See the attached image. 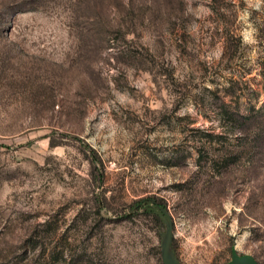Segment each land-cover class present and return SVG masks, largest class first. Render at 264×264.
Listing matches in <instances>:
<instances>
[{
	"label": "rangeland",
	"instance_id": "1",
	"mask_svg": "<svg viewBox=\"0 0 264 264\" xmlns=\"http://www.w3.org/2000/svg\"><path fill=\"white\" fill-rule=\"evenodd\" d=\"M145 197L164 232L125 215ZM246 256L264 264V0H0V264Z\"/></svg>",
	"mask_w": 264,
	"mask_h": 264
},
{
	"label": "trees",
	"instance_id": "2",
	"mask_svg": "<svg viewBox=\"0 0 264 264\" xmlns=\"http://www.w3.org/2000/svg\"><path fill=\"white\" fill-rule=\"evenodd\" d=\"M58 143L54 142V140H50V145H57ZM89 149V148H88ZM93 151L92 149H89ZM89 173L90 177L94 184L97 186L101 185L102 182V174L100 170L98 169V163L101 165V160L96 154V152H89ZM103 205L107 206V203L105 201V198H103ZM99 203V201H97ZM97 203V204H98ZM165 205L162 204V202L158 200L151 199L149 197L145 198H136L135 200H132L130 203L126 205V210H124L125 215H137V214H149L152 218L153 223L159 228L162 229L163 232L165 231L168 219L166 217V213L164 211ZM171 248L173 249V244H171ZM174 251V249H173ZM175 253V251H174ZM257 262V261H256ZM258 263V262H257ZM259 264V263H258Z\"/></svg>",
	"mask_w": 264,
	"mask_h": 264
},
{
	"label": "water",
	"instance_id": "3",
	"mask_svg": "<svg viewBox=\"0 0 264 264\" xmlns=\"http://www.w3.org/2000/svg\"><path fill=\"white\" fill-rule=\"evenodd\" d=\"M246 260L247 264H258L256 260L251 256H246L244 258H241L237 261V264H243V261Z\"/></svg>",
	"mask_w": 264,
	"mask_h": 264
}]
</instances>
